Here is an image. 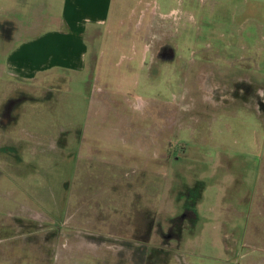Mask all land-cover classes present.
<instances>
[{"label": "rangeland", "instance_id": "1", "mask_svg": "<svg viewBox=\"0 0 264 264\" xmlns=\"http://www.w3.org/2000/svg\"><path fill=\"white\" fill-rule=\"evenodd\" d=\"M85 38L0 78V264H264V0H113Z\"/></svg>", "mask_w": 264, "mask_h": 264}, {"label": "crops", "instance_id": "2", "mask_svg": "<svg viewBox=\"0 0 264 264\" xmlns=\"http://www.w3.org/2000/svg\"><path fill=\"white\" fill-rule=\"evenodd\" d=\"M113 0H0V78L33 82L55 68L81 70L85 36L111 21Z\"/></svg>", "mask_w": 264, "mask_h": 264}]
</instances>
